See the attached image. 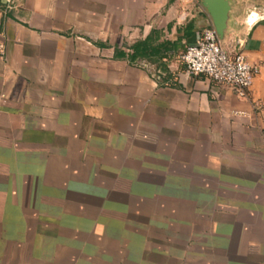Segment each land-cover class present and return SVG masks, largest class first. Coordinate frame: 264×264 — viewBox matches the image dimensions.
I'll use <instances>...</instances> for the list:
<instances>
[{"label": "crops", "instance_id": "0c3cea01", "mask_svg": "<svg viewBox=\"0 0 264 264\" xmlns=\"http://www.w3.org/2000/svg\"><path fill=\"white\" fill-rule=\"evenodd\" d=\"M209 5L224 14L223 48L260 65L247 98L189 75L180 61L183 44L215 27ZM92 16V35L76 33ZM120 29L127 47L103 42ZM145 38L163 45L171 84L114 56ZM0 43L1 159L39 168L35 160L52 158L63 170L75 161L99 168L97 181L109 173L125 183L134 171L157 168L162 178L176 168L175 194L189 196L190 218L175 208L180 224L163 232L186 233L198 254L176 246L159 264H264V0H0ZM181 184L191 186L183 193ZM219 199L235 201L217 207Z\"/></svg>", "mask_w": 264, "mask_h": 264}, {"label": "rangeland", "instance_id": "374dc122", "mask_svg": "<svg viewBox=\"0 0 264 264\" xmlns=\"http://www.w3.org/2000/svg\"><path fill=\"white\" fill-rule=\"evenodd\" d=\"M92 18L78 23L76 33L92 35ZM122 31L117 39L103 42L127 47L132 39ZM82 42L90 63L95 56L92 46ZM131 65L157 82L164 76L151 62ZM103 76L109 78L110 73L104 71ZM102 154L104 160L110 156L109 151ZM8 160L0 158V264H159L176 246L177 250L198 254L193 246L185 245L186 233L175 237L173 231L163 232L165 225L172 228L179 223L175 208L182 209L184 220L190 218L185 205L189 196L180 199L175 194L176 168L167 169L171 174L162 177L163 182L159 178L162 170L152 168L150 175L132 172L134 178L125 183L109 173L97 181L99 168H80L75 161V167L63 170L51 165L60 162L52 158L35 160L43 166L39 168L15 167ZM185 185L191 186L179 185L183 193ZM223 187L231 194L226 185ZM226 201L232 204L235 200H216L217 207ZM166 238L170 241L164 242Z\"/></svg>", "mask_w": 264, "mask_h": 264}, {"label": "built area", "instance_id": "2783aa9c", "mask_svg": "<svg viewBox=\"0 0 264 264\" xmlns=\"http://www.w3.org/2000/svg\"><path fill=\"white\" fill-rule=\"evenodd\" d=\"M5 55V47L0 43V56ZM180 61L189 75L228 87L240 98L248 97L252 81L260 70L259 64L249 62L241 52L224 49L213 26L203 27L195 33L194 41L180 54ZM252 107L258 109L260 103L254 101ZM234 114L247 116L245 111H234Z\"/></svg>", "mask_w": 264, "mask_h": 264}, {"label": "trees", "instance_id": "16d2710c", "mask_svg": "<svg viewBox=\"0 0 264 264\" xmlns=\"http://www.w3.org/2000/svg\"><path fill=\"white\" fill-rule=\"evenodd\" d=\"M162 48H164L163 45H153L148 38H145L144 40H139L133 43L130 47V53L119 51L115 48L114 56L126 57L130 63L141 60L158 62L157 70L164 73V76L161 78L159 83L161 85L171 84V74L169 73L166 64L162 61Z\"/></svg>", "mask_w": 264, "mask_h": 264}, {"label": "water", "instance_id": "95a60500", "mask_svg": "<svg viewBox=\"0 0 264 264\" xmlns=\"http://www.w3.org/2000/svg\"><path fill=\"white\" fill-rule=\"evenodd\" d=\"M209 8H210V5H209ZM211 12L213 10V16H214V21H215V28L219 34L220 32V27L223 23V20H224V14H223V11L219 8H210Z\"/></svg>", "mask_w": 264, "mask_h": 264}, {"label": "bare ground", "instance_id": "6f19581e", "mask_svg": "<svg viewBox=\"0 0 264 264\" xmlns=\"http://www.w3.org/2000/svg\"><path fill=\"white\" fill-rule=\"evenodd\" d=\"M256 14H252V16H255Z\"/></svg>", "mask_w": 264, "mask_h": 264}]
</instances>
